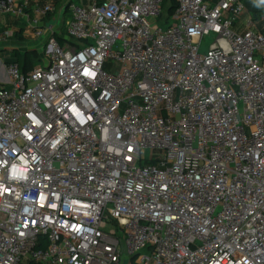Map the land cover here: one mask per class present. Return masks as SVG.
<instances>
[{
	"label": "built area",
	"instance_id": "obj_1",
	"mask_svg": "<svg viewBox=\"0 0 264 264\" xmlns=\"http://www.w3.org/2000/svg\"><path fill=\"white\" fill-rule=\"evenodd\" d=\"M28 7L0 0V44ZM67 9H30L43 66L0 65V264H264V34L232 31L242 2Z\"/></svg>",
	"mask_w": 264,
	"mask_h": 264
},
{
	"label": "crops",
	"instance_id": "obj_2",
	"mask_svg": "<svg viewBox=\"0 0 264 264\" xmlns=\"http://www.w3.org/2000/svg\"><path fill=\"white\" fill-rule=\"evenodd\" d=\"M28 2V16L22 19H16V18H6L1 21V27L3 28V31L12 33V36H15L17 41L22 42L20 45L21 47H18L17 45H13L11 48H6L4 42L3 44H0V52H6V61L4 64H7L8 62L13 61L12 54L13 52L17 51L19 54H24L27 52H34L39 46L40 50L42 49V40H36L32 36V26L30 25L31 21V14L30 9L34 6H45V5H53L54 6V12L49 14L46 17L47 22H53L58 19L63 18L64 16L68 15L67 12L65 13V8L69 4H76L81 7H88L94 0H26ZM242 4L244 5V12L240 16V18L233 24L232 31L235 34H243L246 31H251L255 34H264V0H240ZM205 4L209 7L214 6L217 3V0H204ZM65 13V14H64ZM15 23H18L21 25L20 27H17ZM21 36V37H20ZM10 37V38H11ZM9 38V39H10ZM24 40V41H23ZM29 41V46L28 43ZM34 41H38L39 44L37 47H34L33 43ZM19 42H13L14 44H17ZM24 42V43H23ZM35 66H38L37 63H35ZM5 83V81H4Z\"/></svg>",
	"mask_w": 264,
	"mask_h": 264
},
{
	"label": "rangeland",
	"instance_id": "obj_3",
	"mask_svg": "<svg viewBox=\"0 0 264 264\" xmlns=\"http://www.w3.org/2000/svg\"><path fill=\"white\" fill-rule=\"evenodd\" d=\"M66 17H68V15ZM15 24H16L17 27H20L21 26L18 23H15ZM17 39L18 38H16L15 36H13L10 39H8L7 40V43L5 44L6 48H11V47H13V45H15V46L17 45L18 47H21L22 45H20V43H22V42L17 41ZM213 39L214 38H213L212 35L207 36V37H204L203 40H202V42H201V50L202 51L206 50L208 48V46L210 45V43L213 42ZM13 42H19V43L14 44ZM37 42L38 41H34V43H33L34 47H37L39 45ZM26 43H28V45H25V46L28 47L29 46V41H27ZM5 53L6 52H0V65L4 64L5 61H6L5 60L6 59V54ZM31 54H35V57H33V59H32L34 61L33 63H37L38 66H43L44 61L42 59H40V54H42V52L40 50V46L36 50H34V52L31 53ZM103 68H104V70L106 72H109L110 70L116 68V66L113 65V64L107 63V64H105L103 66ZM0 85L7 86V83H1L0 82ZM141 157H142V159L150 160L151 157H152V152L150 150H143L141 152Z\"/></svg>",
	"mask_w": 264,
	"mask_h": 264
},
{
	"label": "trees",
	"instance_id": "obj_4",
	"mask_svg": "<svg viewBox=\"0 0 264 264\" xmlns=\"http://www.w3.org/2000/svg\"><path fill=\"white\" fill-rule=\"evenodd\" d=\"M171 5H173L172 2H171ZM67 8H68V6L65 8V13L68 10ZM59 41H60V43L62 42V40H59ZM31 53H33V52H27L24 54H19L17 51H15L12 54L13 61H11V62L17 63L20 66L21 71L23 73H27L33 68V66L35 64V63H33L34 61L32 60L33 57H35V54H31ZM8 63H10V62H8Z\"/></svg>",
	"mask_w": 264,
	"mask_h": 264
},
{
	"label": "water",
	"instance_id": "obj_5",
	"mask_svg": "<svg viewBox=\"0 0 264 264\" xmlns=\"http://www.w3.org/2000/svg\"><path fill=\"white\" fill-rule=\"evenodd\" d=\"M5 83H7V80L5 81Z\"/></svg>",
	"mask_w": 264,
	"mask_h": 264
}]
</instances>
